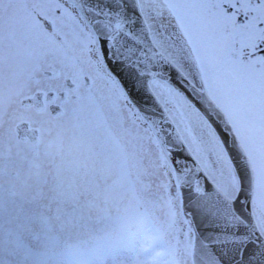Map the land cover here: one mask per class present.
<instances>
[{
    "label": "flooded vegetation",
    "instance_id": "flooded-vegetation-1",
    "mask_svg": "<svg viewBox=\"0 0 264 264\" xmlns=\"http://www.w3.org/2000/svg\"><path fill=\"white\" fill-rule=\"evenodd\" d=\"M243 20L239 17L238 21ZM236 44H229V55L235 56ZM112 81L93 34L66 0H0L2 133L6 140L16 142L11 156L2 161L0 187L7 189L15 210H33L44 199L50 203L51 197L57 199L54 205L58 210H95V196L112 194L116 175L100 168L105 162L101 158L112 156L106 148L99 149L106 144V134L99 132L93 116L80 112L89 98L108 102L111 93L119 91ZM260 82L264 85V79ZM106 118H111L109 128L122 142L126 116L109 112ZM21 122L37 130L38 143L29 137L17 139L15 128ZM137 134L130 146V158L136 160L130 176L141 189L144 183L146 190L154 188L155 202H161L164 184L153 138ZM55 138L62 158L52 160L49 154ZM67 152L71 158H65ZM113 154L122 157L119 149ZM64 159L70 164L54 180L53 166ZM41 166L42 177L53 181L43 182ZM117 183L114 192L121 196L126 192L125 181Z\"/></svg>",
    "mask_w": 264,
    "mask_h": 264
},
{
    "label": "rangeland",
    "instance_id": "rangeland-1",
    "mask_svg": "<svg viewBox=\"0 0 264 264\" xmlns=\"http://www.w3.org/2000/svg\"><path fill=\"white\" fill-rule=\"evenodd\" d=\"M140 2L144 10L149 9V7L155 8L154 16L148 13L147 17L151 29H153L152 33L157 46L176 64L184 68L185 72L199 86L209 90L210 93H217L216 98L223 101L225 93L221 89V84L214 83V80L206 77L203 72L205 69H212L215 71V77H218L217 72L221 75L228 73V71H223L217 66L218 59L221 57L219 53L223 51L219 42L210 33L214 28L215 20L230 17V14L224 10L226 7L228 8V1L140 0ZM262 9L264 12V7ZM251 11L257 10L252 9ZM230 36H235V34L224 35L221 39ZM191 52L194 59L199 60L200 66L197 65V61L192 59ZM242 68L246 70L245 77H247L250 68L245 65ZM208 73H212V71ZM227 83L230 90L236 87L230 81ZM151 84L203 167L226 193L235 196L238 189L236 174L211 126L197 110L183 102L164 83L154 79ZM235 95L233 94V96ZM231 98L232 96L228 97V99ZM242 104L245 105L244 100L241 102ZM93 110L99 109L93 107ZM248 111L250 112V110ZM229 116L234 118L232 110L229 111ZM260 116L262 118L259 119L262 120L264 116L261 114ZM255 117L251 121L252 125L256 124L255 126L262 128L261 124L255 122ZM243 118L245 119L244 116ZM243 127L247 126L244 125ZM242 134L247 141L249 134L245 131ZM252 135L254 136V134ZM255 139L257 137L253 138V140ZM247 148L256 172L254 208L258 214H256L258 226L264 234V149L250 151L248 145ZM5 151L3 150L2 154H5ZM2 164L1 162L0 167ZM117 201L120 200H114L113 194L107 196L106 202H111L109 208L111 210L110 223L104 221V219H108L105 214H102V211L107 212L108 210H101L100 213L96 214V223L90 217V210H62L60 215L64 213L66 217L62 228L58 227L57 229L58 234L57 231L53 230V221H51L58 216H56V212H53L50 217L47 213L42 214V212L35 215L36 223L37 219L39 223L47 221L46 226L48 230H51L47 232L49 235L45 241L57 243V240L61 241L62 239L65 243L62 248H57L58 251L57 249L54 250L56 246L45 247L49 251L54 250L45 256L30 255L29 250L23 247V243L19 240L22 238L21 232L26 230L23 224L4 223L2 227L3 223L0 221V264H13L14 259L12 260L10 255L13 256V251L17 252L18 250L22 253L19 254L15 264H24L22 261L24 259L27 260L26 264H174V261L167 256L169 250L158 241V237L155 241V233L148 227L150 224L146 219L147 204L143 201H137V199H128V207L125 206V203L123 207H120V203ZM114 202H117L116 205ZM115 207L119 210H115ZM3 211L10 212V210ZM14 211L19 218L24 217L20 210ZM125 211L126 214L123 216ZM78 213L81 217L80 220H77ZM36 229L35 226L30 228V230H34L33 236L38 233ZM71 232L74 236L71 235ZM152 238L151 246L153 247L150 251H146L144 249L145 243L150 242ZM31 242L33 243V240Z\"/></svg>",
    "mask_w": 264,
    "mask_h": 264
},
{
    "label": "water",
    "instance_id": "water-1",
    "mask_svg": "<svg viewBox=\"0 0 264 264\" xmlns=\"http://www.w3.org/2000/svg\"><path fill=\"white\" fill-rule=\"evenodd\" d=\"M89 19L106 50L109 66L142 113L153 123L180 178L183 205L195 230L196 264H264V241L249 213L251 176L219 124L206 111L239 174L241 188L228 201L204 176L171 120L151 94L153 77H173L175 67L150 42L136 0H74ZM174 81V77L172 78ZM178 81V78H176ZM209 108V107H206ZM217 112L216 118L224 121Z\"/></svg>",
    "mask_w": 264,
    "mask_h": 264
}]
</instances>
